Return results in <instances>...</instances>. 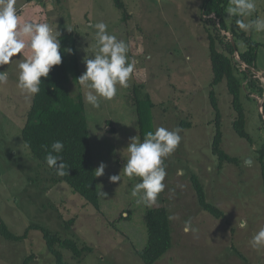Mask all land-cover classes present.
<instances>
[{
  "label": "rangeland",
  "instance_id": "obj_1",
  "mask_svg": "<svg viewBox=\"0 0 264 264\" xmlns=\"http://www.w3.org/2000/svg\"><path fill=\"white\" fill-rule=\"evenodd\" d=\"M123 2L130 14L125 25L112 0H17L21 23L48 22L61 33L62 63L56 71L73 94L80 91L84 98L85 90L76 80L86 70L84 58L92 54L95 30L91 26L96 23L104 22L109 34L127 43L136 71L129 87L117 86L116 96L102 101L100 109L85 104L96 166L102 162L106 165L103 175L97 177L99 192L105 193L97 211L66 183L57 182L32 158L21 139L32 101L16 86L17 65L26 53L0 66V71H6L9 77L6 84L0 85V218L15 234L36 224L75 240L80 247L93 248L76 259L61 249L71 264H143L135 251L146 245L145 213L165 206L173 217V248L156 264H264V249H253L249 243L264 227L263 181L257 153L264 142L258 108L263 99L257 94L251 95L254 101L243 97L247 131L254 141L249 144L232 128L236 113L225 81L211 87L213 73L201 21L202 0ZM256 3L257 9L248 20L264 18V0ZM45 5L50 8L39 12V7L44 9ZM227 23L233 25L230 18ZM247 33L262 44L257 64L264 69V33ZM240 47L244 50L242 44ZM235 59L239 63L237 55ZM239 66L241 70L247 68L243 63ZM252 72L264 83V70ZM134 86L142 87L156 104L154 131L158 127L181 129L180 144L164 161L165 188L151 206L136 203L131 190L139 178L129 180L123 173L130 139L140 138L129 98ZM211 90L221 114L222 149L239 158V166L225 164L219 168L212 154L216 117L210 102ZM182 121L191 126L181 127ZM178 169L183 170V175H177ZM119 173L121 181L112 183L109 177ZM192 175L200 178L208 200L225 213L223 219H215L198 207ZM128 216L129 220L124 219ZM72 219L73 225L67 228L66 222ZM241 219L247 220V229L238 227ZM30 254L35 258L29 264H55L39 231H31L21 242L0 237V264H24Z\"/></svg>",
  "mask_w": 264,
  "mask_h": 264
},
{
  "label": "trees",
  "instance_id": "obj_2",
  "mask_svg": "<svg viewBox=\"0 0 264 264\" xmlns=\"http://www.w3.org/2000/svg\"><path fill=\"white\" fill-rule=\"evenodd\" d=\"M112 1L115 8L122 13L121 21L125 25L130 18L125 3L123 0ZM228 5L229 0H202L201 21L207 34L213 73L211 87L214 88L225 81L236 113L232 128L238 137L246 140L249 144H253V138L247 131V117L243 97L254 101L251 95H259L263 99L262 108L264 113V83L256 78L251 71V68L258 71L264 70L259 68L257 64L258 51L262 44L253 41L252 36L238 28L236 19H239V17H229L227 15ZM229 18L233 22L232 26L227 23ZM228 34H231L232 40L228 38ZM240 44H242L244 50L241 49ZM235 55L239 56L248 69H240V64L235 59ZM56 67H52L47 78H41L40 92L32 98L31 105L27 110L26 119L21 129V139L32 158H35L40 165L46 168L57 182L66 183L75 194L99 211L101 195L98 189V178L95 177L97 166L90 140L84 98L80 91L75 94L70 91L63 78L59 77L60 74H57ZM129 98L135 108L139 136L142 141L146 132L154 131L153 111L156 104L149 94L143 92L142 87H132L129 90ZM210 102L216 117V133L212 144V154L217 157L219 168H222L225 164L239 166L240 159L228 155L222 149L221 114L213 90L210 92ZM259 119L264 127V118L260 113ZM107 124L109 123L107 122ZM180 126L188 128L191 124L182 121ZM58 140L64 144L60 155L68 172V175L65 176L56 175L55 170L50 169L45 161L50 145ZM262 144L257 153L261 165L264 194V142ZM190 181L198 207L215 219H223L225 213L208 200L205 187L200 178L192 175ZM169 217H171V213L165 206L151 208L146 211V245L141 251H135L143 264H156L173 248L172 219ZM124 219L129 220V216ZM73 223L74 219L66 222L65 226L70 228ZM31 231H39L42 234L47 251L54 258L55 264H71L65 260L61 249L70 252L75 259L81 258L85 253H91L93 250L92 247L87 245L80 247L75 240L64 238L41 225H30L22 234H15L0 218V237L8 242L24 241ZM239 255L242 257L240 253ZM34 258V254H30L25 258L24 264H29Z\"/></svg>",
  "mask_w": 264,
  "mask_h": 264
},
{
  "label": "clouds",
  "instance_id": "obj_3",
  "mask_svg": "<svg viewBox=\"0 0 264 264\" xmlns=\"http://www.w3.org/2000/svg\"><path fill=\"white\" fill-rule=\"evenodd\" d=\"M16 5L17 0H0V66L10 64L18 54L26 53L25 59L17 65L16 86L26 98L31 99L40 92L41 78H47L52 67L62 63L61 33L48 22L28 20L21 23ZM256 9V0H229L227 15L239 17L236 24L245 33L252 30L264 33V18L248 20ZM91 27L95 30L92 54L87 59L84 58L86 70L76 81L85 90L86 106L98 110L102 101L112 100L116 96L117 86L129 87L136 64L129 59L127 43L109 34L107 24L99 22ZM66 51L71 53L72 50ZM238 60L240 64L243 63L239 56ZM8 79V73L0 71V85L6 84ZM180 132L179 127L172 130L158 127L155 131L146 132L142 141L137 136L130 139L123 173L129 180L139 178L131 190V196L136 198L138 205L151 206L164 190L163 181L167 175L164 161L180 144ZM63 148V142L55 141L45 156L47 166L54 169L58 176L68 175L66 164L60 155ZM105 167L102 162L95 170V177L102 176ZM177 175H183V170L178 169ZM121 179L120 173L109 177L112 183ZM100 195L104 196L105 193L100 192ZM238 227L247 229V220L241 219ZM188 230L189 227L186 226L184 231ZM249 243L253 249H264V227L252 236Z\"/></svg>",
  "mask_w": 264,
  "mask_h": 264
},
{
  "label": "water",
  "instance_id": "obj_4",
  "mask_svg": "<svg viewBox=\"0 0 264 264\" xmlns=\"http://www.w3.org/2000/svg\"><path fill=\"white\" fill-rule=\"evenodd\" d=\"M230 39L232 40V36L230 37ZM263 102H259L258 103V108H259V113L263 116V118H264V113H263Z\"/></svg>",
  "mask_w": 264,
  "mask_h": 264
},
{
  "label": "crops",
  "instance_id": "obj_5",
  "mask_svg": "<svg viewBox=\"0 0 264 264\" xmlns=\"http://www.w3.org/2000/svg\"><path fill=\"white\" fill-rule=\"evenodd\" d=\"M47 6H48V5H45V6H44V9H42L41 6H40V7H39V8H40V9H39V12L42 11V10H47V8H50V7H47Z\"/></svg>",
  "mask_w": 264,
  "mask_h": 264
}]
</instances>
